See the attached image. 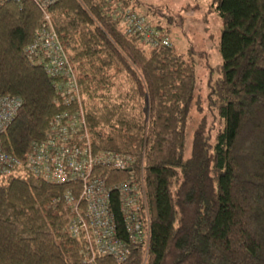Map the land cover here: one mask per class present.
<instances>
[{
    "label": "trees",
    "instance_id": "1",
    "mask_svg": "<svg viewBox=\"0 0 264 264\" xmlns=\"http://www.w3.org/2000/svg\"><path fill=\"white\" fill-rule=\"evenodd\" d=\"M132 1L58 0L48 8L94 146L132 153L143 165L148 248L132 246L122 260L101 255L96 264H264V0L211 2L223 24L222 61L207 92L217 122L199 120L189 153L195 64L172 43L150 46L125 32L119 14ZM41 22L32 0H0V93L22 100L0 144L18 156L45 136L60 108L54 77L24 52ZM65 187L29 171L0 176V264L83 259L84 239L68 229Z\"/></svg>",
    "mask_w": 264,
    "mask_h": 264
},
{
    "label": "built area",
    "instance_id": "2",
    "mask_svg": "<svg viewBox=\"0 0 264 264\" xmlns=\"http://www.w3.org/2000/svg\"><path fill=\"white\" fill-rule=\"evenodd\" d=\"M10 1L20 4L24 0ZM32 1L42 12V22L24 52L54 77L60 108L50 119L45 136L33 140L23 156L0 144V176L29 171L66 186L62 198L70 208L68 229L85 243L84 257L76 264H96L101 255L122 260L132 246L147 250L151 214L143 165L132 153L94 146L73 63L48 9L58 0ZM119 18L125 32L138 33L147 45L171 44L160 28L130 7H123ZM21 104L18 95L0 93V134ZM110 168L125 173L120 177Z\"/></svg>",
    "mask_w": 264,
    "mask_h": 264
},
{
    "label": "rangeland",
    "instance_id": "3",
    "mask_svg": "<svg viewBox=\"0 0 264 264\" xmlns=\"http://www.w3.org/2000/svg\"><path fill=\"white\" fill-rule=\"evenodd\" d=\"M212 0H138L129 7L145 15L152 23H159L176 50L195 64L194 99L186 126V153L190 152L193 131L206 116L216 121L208 107V81L212 68L222 61L220 50L222 20L211 8Z\"/></svg>",
    "mask_w": 264,
    "mask_h": 264
}]
</instances>
